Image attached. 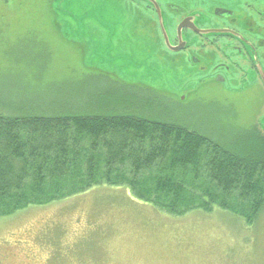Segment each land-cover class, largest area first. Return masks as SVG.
<instances>
[{
    "label": "rangeland",
    "instance_id": "374dc122",
    "mask_svg": "<svg viewBox=\"0 0 264 264\" xmlns=\"http://www.w3.org/2000/svg\"><path fill=\"white\" fill-rule=\"evenodd\" d=\"M111 22L127 31L134 13L126 7L101 12L95 0H0V114L133 110L225 146L245 140L232 134L248 127L264 133V93L230 94L213 84L171 102L182 69L167 70L156 48L134 32L108 37L101 27ZM112 75L137 86L128 90ZM209 92L215 95L203 99ZM154 97L158 105L145 101ZM138 199L124 185L96 182L0 216L6 264H264V210L247 224L219 207L173 214Z\"/></svg>",
    "mask_w": 264,
    "mask_h": 264
},
{
    "label": "trees",
    "instance_id": "16d2710c",
    "mask_svg": "<svg viewBox=\"0 0 264 264\" xmlns=\"http://www.w3.org/2000/svg\"><path fill=\"white\" fill-rule=\"evenodd\" d=\"M236 134L245 140L225 146L133 110L0 114V216L105 182L126 186L160 211L214 206L251 224L264 210V133L254 125Z\"/></svg>",
    "mask_w": 264,
    "mask_h": 264
},
{
    "label": "flooded vegetation",
    "instance_id": "af4514ba",
    "mask_svg": "<svg viewBox=\"0 0 264 264\" xmlns=\"http://www.w3.org/2000/svg\"><path fill=\"white\" fill-rule=\"evenodd\" d=\"M95 1L101 12L126 7L134 13V26L127 31L122 27L117 31L118 25L112 22L102 25L108 37L131 38L134 32L144 45L149 43L156 48L167 70L182 69L173 84L174 91L180 93H171V102L184 101V92L194 86L207 88L213 84L230 94L258 91L262 98L264 0ZM110 77L115 83L122 82L116 75ZM213 95L209 92L203 99ZM5 252L0 250V264L8 260Z\"/></svg>",
    "mask_w": 264,
    "mask_h": 264
}]
</instances>
